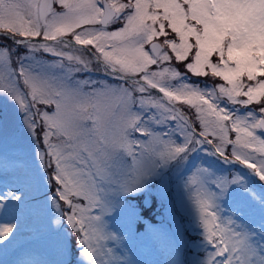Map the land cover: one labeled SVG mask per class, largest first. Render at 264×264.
Here are the masks:
<instances>
[{"label": "snow or ice", "instance_id": "snow-or-ice-1", "mask_svg": "<svg viewBox=\"0 0 264 264\" xmlns=\"http://www.w3.org/2000/svg\"><path fill=\"white\" fill-rule=\"evenodd\" d=\"M0 40V96L29 142L20 171L55 184L45 201L74 233L60 264H129L105 246L119 239L105 216L170 173L202 238L195 264H264V0H0ZM93 64L120 83L76 78ZM201 152L237 171L217 177ZM28 189L0 193V246Z\"/></svg>", "mask_w": 264, "mask_h": 264}, {"label": "rangeland", "instance_id": "rangeland-1", "mask_svg": "<svg viewBox=\"0 0 264 264\" xmlns=\"http://www.w3.org/2000/svg\"><path fill=\"white\" fill-rule=\"evenodd\" d=\"M0 46L12 47L10 41L6 40H0ZM20 54H24L23 51ZM38 58L45 62L53 59L46 53H39ZM12 67H18L15 55ZM91 67L92 72L81 73L76 78L107 81L113 85L120 83L106 76L99 65L93 64ZM254 106V110L258 109L257 105ZM180 107L187 111L186 106L180 105ZM188 114L191 115L190 112ZM0 121H7L9 129L7 134L0 136V193H6L10 189L15 191L28 183L31 194L28 203L23 205L19 212L20 228L15 233V240L11 244L0 246V264H60L65 258L63 251L66 246L75 252L71 243L74 233L63 221L59 225L55 223L57 218L54 214L55 210L50 209L45 201V194L49 199L54 196V191L51 189L54 184L44 188L39 184L38 178L29 180L21 173L24 148L29 142L23 135L15 106L4 96H0ZM231 135L234 138L235 134ZM205 148L211 151L212 146L205 145ZM197 163L202 164L203 167L211 165L217 177L231 178L237 171V168L232 172L225 170L230 167L228 164L218 157L205 155L203 152L198 154ZM224 167L225 169L221 170ZM47 173L50 175L51 170H47ZM182 185L183 179L177 174L170 173L165 176L163 183L154 184L147 192L117 197L119 203L109 215L105 216V221L108 231L115 233L119 239L108 240L105 246L114 248L117 258L129 264H195L197 260L203 259L205 253L200 247L202 239L200 232V241L194 244L195 251L191 254L187 252L190 237L188 230L192 231L197 227L188 194L183 190ZM256 186L258 188V184ZM61 210H67V206L62 202ZM140 211H154L155 220L159 222L149 224L150 231L146 235H143L144 232L137 226L136 217L140 215ZM250 216L256 222L259 231L258 210H253ZM6 219L7 217L0 213V220ZM57 231L59 232L54 234ZM140 239H144L141 246H139ZM208 251L211 249L209 248ZM74 264H79V261H74Z\"/></svg>", "mask_w": 264, "mask_h": 264}, {"label": "trees", "instance_id": "trees-1", "mask_svg": "<svg viewBox=\"0 0 264 264\" xmlns=\"http://www.w3.org/2000/svg\"><path fill=\"white\" fill-rule=\"evenodd\" d=\"M254 106V105H253ZM255 107V106H254ZM189 111V110H188ZM142 213L148 217L149 219L151 220H155L156 218L154 217L155 215V212L154 211H142ZM137 226L139 228L140 231L144 232L143 235H146V231L148 230L147 226L145 225L144 222L142 221H137ZM188 233H190V237H189V247H188V254H191L195 251V248H194V244L196 243H199V233L196 231V230H193L192 231H189L188 230ZM191 242V244H190ZM201 254L203 253L201 250H200Z\"/></svg>", "mask_w": 264, "mask_h": 264}]
</instances>
